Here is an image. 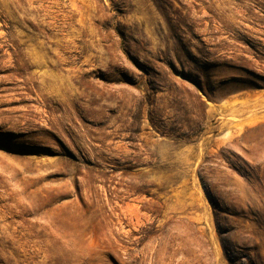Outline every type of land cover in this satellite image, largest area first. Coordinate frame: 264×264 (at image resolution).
<instances>
[{
    "label": "rangeland",
    "instance_id": "1",
    "mask_svg": "<svg viewBox=\"0 0 264 264\" xmlns=\"http://www.w3.org/2000/svg\"><path fill=\"white\" fill-rule=\"evenodd\" d=\"M0 264H264V0H0Z\"/></svg>",
    "mask_w": 264,
    "mask_h": 264
}]
</instances>
